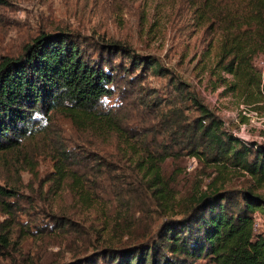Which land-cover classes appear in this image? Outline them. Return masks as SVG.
<instances>
[{
	"label": "trees",
	"instance_id": "trees-1",
	"mask_svg": "<svg viewBox=\"0 0 264 264\" xmlns=\"http://www.w3.org/2000/svg\"><path fill=\"white\" fill-rule=\"evenodd\" d=\"M187 3L196 21L217 35L214 67L229 76L219 78L225 90L239 96L247 109L264 112L261 75L253 65L264 55V0ZM80 46L67 33L39 34L19 56L0 61V168L8 175L0 183L2 215L13 220H17L15 214L29 217L37 198L21 192L20 177L26 173L35 181L37 166L45 158L52 173L37 182L35 196L43 195L46 183L58 189L70 181V189L83 201L77 169L101 174L107 168L100 161L105 155L101 143L106 141L119 144L116 157H135L132 165L146 179L147 189L155 187L152 194L157 201L168 195L163 194L166 183L160 177V166L177 154L217 171L231 167L257 184L264 180L263 145L236 138L179 84L168 100L141 88L144 79L137 72L164 75L156 60L137 57L117 43L94 48L98 51L94 59ZM116 59L128 64H114ZM113 94L124 104L123 110L129 106L137 113L131 122L125 124L128 117L117 118L107 106L106 99ZM143 115L159 123L157 134L151 133L161 141L155 151L152 145L135 146L148 132L138 121ZM59 120L78 134L74 142L62 134ZM30 143L33 146L28 151ZM86 144L92 147L87 150L93 154L90 158ZM172 146H179L176 152ZM208 188L192 195L181 207L180 218L163 223L155 238L109 250L102 262L85 257L71 264H264V237L254 229V213L264 214V198L252 189L221 190L213 184ZM13 227L14 221L0 224V255L10 246Z\"/></svg>",
	"mask_w": 264,
	"mask_h": 264
},
{
	"label": "rangeland",
	"instance_id": "rangeland-1",
	"mask_svg": "<svg viewBox=\"0 0 264 264\" xmlns=\"http://www.w3.org/2000/svg\"><path fill=\"white\" fill-rule=\"evenodd\" d=\"M2 1L0 61L19 56L23 47L39 34L67 33L94 59L98 54L94 48L117 43L137 57L156 60L161 67L163 76L136 71L144 79L141 88L168 100L179 84L218 116L230 133L264 146V112L247 109L239 96L225 90L219 78L229 79V76L219 74L214 67L217 35L196 21L187 0ZM119 62L125 67L128 64L125 59H116L114 64ZM253 65L261 75L264 104V55L257 57ZM106 100L117 118L128 117L123 120L125 124L137 116L129 106L123 110L124 104L117 94ZM138 121L148 132L135 146L144 143L152 145L155 151L161 141L151 133L157 134L158 121L149 115L139 117ZM59 123L62 134L74 142L78 134L65 122L59 120ZM162 142L166 143L164 139ZM32 146L30 143L27 150ZM86 146L90 158L93 154L87 150L92 147ZM101 147L105 155L100 161L107 165L101 174L77 169L83 201L76 190L70 189V181L58 189L46 183L43 195L35 196L37 182L52 173L47 158L39 162L35 181L28 174H21V192L28 198H37V203L29 210V217L15 214L17 220H13L0 213V224L14 221L10 246L0 255V264H71L85 257L105 261L109 250L155 238L163 223L179 219L181 207L192 195L207 192L210 184L237 192L252 189L264 198V180L257 184L255 179L231 167L217 171L192 157L177 154L160 166V177L166 183L163 194L168 195L164 196L165 200L157 201L152 194L155 187L147 189L146 179L132 165L135 157H116L120 147L114 141L103 142ZM172 147V152H176L179 146ZM7 177L0 168V183ZM54 216L59 219L55 220ZM254 217L255 233L264 237V214L258 210Z\"/></svg>",
	"mask_w": 264,
	"mask_h": 264
},
{
	"label": "built area",
	"instance_id": "built-area-1",
	"mask_svg": "<svg viewBox=\"0 0 264 264\" xmlns=\"http://www.w3.org/2000/svg\"><path fill=\"white\" fill-rule=\"evenodd\" d=\"M233 134V133H232ZM236 138H238L239 140H241V141H244V142H247V140L245 139V138H243L242 136H237V135H235V134H233ZM263 144H264V142H263ZM255 226H256V224H254V229H255Z\"/></svg>",
	"mask_w": 264,
	"mask_h": 264
}]
</instances>
